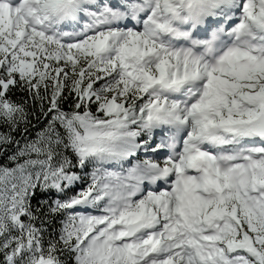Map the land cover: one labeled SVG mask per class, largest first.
I'll return each mask as SVG.
<instances>
[{
  "label": "snow or ice",
  "instance_id": "obj_1",
  "mask_svg": "<svg viewBox=\"0 0 264 264\" xmlns=\"http://www.w3.org/2000/svg\"><path fill=\"white\" fill-rule=\"evenodd\" d=\"M0 264H264V0H0Z\"/></svg>",
  "mask_w": 264,
  "mask_h": 264
}]
</instances>
